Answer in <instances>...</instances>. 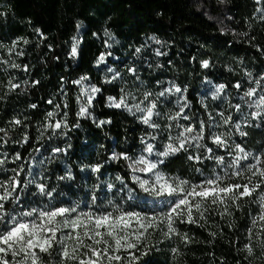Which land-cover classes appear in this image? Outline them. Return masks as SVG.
<instances>
[{
	"label": "trees",
	"instance_id": "1",
	"mask_svg": "<svg viewBox=\"0 0 264 264\" xmlns=\"http://www.w3.org/2000/svg\"><path fill=\"white\" fill-rule=\"evenodd\" d=\"M259 6L255 0H224L223 3L221 0H0V13H3L0 15V43L4 45L0 55L7 58L6 49L12 41L19 37L27 39L29 43H21L17 49L25 54L12 59L28 65L29 71L9 72L20 81H40L35 87L29 85L26 90L22 86L9 94L6 101L0 102V127H10L8 121L13 117H27L25 123L28 127H18L9 135L12 141H20L27 131L30 138L23 146L10 141L5 150L10 156L20 152L26 168L30 163L37 180L56 189L51 201L56 206L79 202L81 209H88L92 190L100 183L97 203L103 201L102 206L111 210L108 199L120 202L124 193L117 194L115 189L109 192L106 182L119 188L116 176L120 175L138 198L126 200L125 209H143L147 213L167 211L164 202L170 201L169 198L161 201L157 195L142 191L129 178L128 162L111 159L114 153L138 155L143 147L141 137L151 129L138 123L126 111L107 106L108 96L119 97L120 89L132 88V83L128 79L123 84L104 83V71L96 63L100 54L106 51L104 31L111 32L119 41L120 49L131 57L144 53L148 43L154 42L151 37L160 40L162 44L154 42L156 49L167 55L155 57V65L144 73L145 80L153 88L165 85L168 80L186 87L192 112L203 115L204 109L199 101L207 81L228 84L230 98L235 100L237 92L232 85L239 80L247 86L246 72H251L254 77L264 75V24L253 18L259 15L255 12ZM74 38L80 42L79 55L75 58L70 55ZM138 47L140 53L135 52ZM205 60L210 61L209 68L201 66ZM81 77H88L84 83L102 88L90 109L96 122L92 118L77 117L82 103V100L77 101L81 85L73 81ZM8 78L9 73H0V83ZM158 80L162 82L160 85L156 84ZM3 91L0 87V94ZM49 99L62 105L68 123L63 129L66 135L57 134L51 139L50 131L40 136L46 113L54 110V105L47 103ZM33 103L37 104L36 109L29 107ZM65 103L66 109L63 108ZM99 120H111V123L98 127ZM76 123L79 127L74 126ZM245 130L249 133L244 141L249 150L255 152L264 147V124ZM239 139L237 137L238 142ZM56 147L66 151L53 154L52 149ZM96 164L103 165L99 174L91 171V166ZM162 167L168 174L198 181L202 177L194 169L201 167L208 175L213 163L194 164L185 153H180L169 157ZM69 171L73 179H59L66 177ZM41 176L44 180L40 179ZM23 202L26 207L49 203L47 197L36 193L34 185L27 190ZM251 210H256L255 205ZM248 212L249 208L245 207L242 213H236L237 228L232 231L226 227V221L214 217L223 228V235L218 234L212 244L207 243L212 238L203 228L181 225V231H188L195 237L187 247L180 244L183 255L173 258L171 247L179 244L173 238L160 243L158 250H153L142 264H220L221 259L224 264H237V261L246 264L244 253L239 249L246 240ZM211 230L218 231L215 227ZM155 239L158 241L163 237ZM209 253H214V257ZM252 264H264V261L253 257Z\"/></svg>",
	"mask_w": 264,
	"mask_h": 264
},
{
	"label": "snow or ice",
	"instance_id": "2",
	"mask_svg": "<svg viewBox=\"0 0 264 264\" xmlns=\"http://www.w3.org/2000/svg\"><path fill=\"white\" fill-rule=\"evenodd\" d=\"M255 3L262 5V0H255ZM255 12L259 15L253 18L264 24V6L257 7ZM36 31L39 33V29ZM104 35L109 40L113 39L107 29ZM150 39L162 44L155 37ZM21 43L27 45L29 41L19 37L6 49L7 58L0 55V73H9L7 81L0 83L4 89L0 102L6 101L9 94L22 89V86L26 90L29 85L35 87L40 83L38 80L20 81L9 72L29 71L28 65H21L12 59L25 54L22 50L17 51ZM79 43L74 38L70 52L74 58L79 55ZM105 46L112 47L107 41ZM0 50H4L2 43ZM257 51H260L259 47ZM135 52L140 53L141 48H136ZM111 55V52L101 53L97 65L105 63ZM155 55L159 57L167 53L156 49ZM201 66L209 68L210 61H203ZM107 71L112 75L104 83L123 81L119 71L111 67ZM127 72L133 78L132 88L122 87L119 97L108 96L107 106L126 111L151 131L141 137L143 147L138 155L114 153L111 159L128 162L129 178L142 191L157 196L165 193L173 196L174 199L164 202L167 211L147 213L126 210L124 203L134 198V189L128 188L125 178L120 175L116 176L119 188L112 182H106L109 192L115 189L117 194L124 193L120 202L108 199L111 210L102 206L103 201L97 203L99 197L96 193L101 188L100 183L94 186L86 211L81 209L79 202L69 206L52 204L56 189L50 188L47 182L37 180L30 163L26 168L25 158L20 152L10 156L5 150L10 141L21 146L30 141L27 131L20 141H12L10 131L28 127L25 123L27 117H13L8 121L10 127H0V264H142L145 257L158 250L160 243L173 238L179 241L171 247L172 256L176 258L183 255L180 244L187 247L195 241L188 231H181V225L203 228L212 238L207 243L212 244L218 234L223 235V228L214 217L226 221V227L232 231L237 228L236 213H242L245 207L249 208V225L245 230V243L239 250L244 253L246 264H252L253 257L264 261V147L253 152L244 142L249 135L246 128H259L264 124V75L254 77L251 72H246L247 86L242 81H236L232 85L237 92L236 103H232L229 97L228 84L216 85L211 91V100L219 103L210 109L206 98H202L199 103L204 114L201 115L192 112L186 87L169 81L167 87L158 91L145 89L140 92L139 87L144 81L137 67H128ZM87 79L81 77L73 83L82 85ZM161 83L156 81L157 85ZM101 92L102 88L95 85L81 88L77 101L83 100V103L77 112L78 118H92L96 122L90 109L96 94ZM47 103L54 105V110L46 113L40 136L49 131V139L57 134L66 135L63 129L68 127L67 112L62 111V105L54 103L53 99L47 100ZM169 104L172 108L165 111ZM29 107L36 109L38 106L33 103ZM63 108H67L66 103ZM57 116L60 118L57 119ZM110 123L111 120H99L97 126ZM74 126L79 127V124ZM61 151L66 150L59 147L52 149L53 154ZM180 153H185L194 164L203 165L205 161H211L213 167L208 175L203 168H195L194 171L202 177L198 181L166 173L162 167L166 160ZM17 161L20 163L17 164ZM8 164L15 167L8 168ZM102 167L101 164L93 165L91 171L99 174ZM40 179L44 180V177ZM59 179L73 177L69 171L66 177ZM33 185L36 193L48 198V204L25 206L23 197ZM252 205H255V211L251 210ZM213 227L218 231H212ZM157 236L163 239L157 241ZM232 243L235 247V242ZM209 255L214 257V253ZM220 264H224L223 259Z\"/></svg>",
	"mask_w": 264,
	"mask_h": 264
},
{
	"label": "rangeland",
	"instance_id": "3",
	"mask_svg": "<svg viewBox=\"0 0 264 264\" xmlns=\"http://www.w3.org/2000/svg\"><path fill=\"white\" fill-rule=\"evenodd\" d=\"M263 2H264V0H262V4H263ZM105 38L107 39V42L112 45L111 48L106 47V51L104 52V53L111 52L112 55L107 57L105 63L99 65L101 70L104 71V75L106 78H109L112 75V73H109L107 71V69L109 67H111L114 71H119L123 77V81L117 80L115 82H119V83L123 84L124 82H126V79H128L132 83L133 78L127 72V68L135 66L138 69V74L140 75L141 80L144 81V84L139 87L140 92H143L145 89L150 90V91H158L161 88L168 86L169 80L166 82L165 85L159 86V87H154V88L150 84H148L147 81L145 80L144 73H147L149 70H151L152 67L156 63L155 57H157V56L154 54L155 50H156V44L154 42H149L147 45L146 51L144 53H142L141 55H138L137 57H131L130 54H127L124 50L120 49L121 46H120V43L117 39H115L113 37V39L109 40V38L106 36H105ZM206 83H207V86L204 90L201 91L200 95H201V99L206 98V103L209 105V107L211 109L215 104L219 103L218 101H212L211 100V91L214 90V87L218 84L213 83L211 81H207ZM92 85L93 84H88V83L83 82L80 89L82 87L84 89H88ZM228 93H229V91H228ZM96 96H97V94H96ZM96 96H95V98H96ZM229 97H230V94H229ZM236 102H237L236 98H235V100H232V103H236ZM82 103H83V100H82ZM168 108H172V105L169 104L167 106V108H165V111H167ZM158 198L161 199V201H165L167 198H169L170 201L172 199H174L173 196H169L166 193L159 195ZM131 200H133V201L138 200V198L134 197ZM82 210L86 211L88 209H82ZM135 211L144 212L143 209H135Z\"/></svg>",
	"mask_w": 264,
	"mask_h": 264
}]
</instances>
